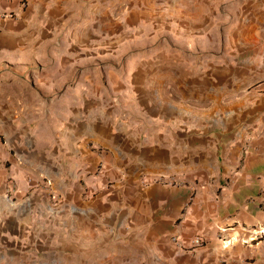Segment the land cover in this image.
Here are the masks:
<instances>
[{
    "label": "crops",
    "instance_id": "crops-1",
    "mask_svg": "<svg viewBox=\"0 0 264 264\" xmlns=\"http://www.w3.org/2000/svg\"><path fill=\"white\" fill-rule=\"evenodd\" d=\"M0 264H264V0H0Z\"/></svg>",
    "mask_w": 264,
    "mask_h": 264
},
{
    "label": "built area",
    "instance_id": "built-area-1",
    "mask_svg": "<svg viewBox=\"0 0 264 264\" xmlns=\"http://www.w3.org/2000/svg\"><path fill=\"white\" fill-rule=\"evenodd\" d=\"M2 16H5V14L4 15H2ZM152 182H165V183H168V184H175L176 183V180H175V178L174 177H171L170 179H163L162 177L161 178H155L154 180H152ZM202 238L201 237H197L196 238V240H195V243L196 244H201L202 243Z\"/></svg>",
    "mask_w": 264,
    "mask_h": 264
}]
</instances>
